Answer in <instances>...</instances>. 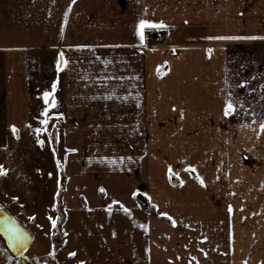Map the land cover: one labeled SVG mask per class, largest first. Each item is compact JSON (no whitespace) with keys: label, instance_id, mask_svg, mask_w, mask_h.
Masks as SVG:
<instances>
[{"label":"crops","instance_id":"0c3cea01","mask_svg":"<svg viewBox=\"0 0 264 264\" xmlns=\"http://www.w3.org/2000/svg\"><path fill=\"white\" fill-rule=\"evenodd\" d=\"M220 36L264 37V0H0V152L57 133L66 198L148 215L150 264H264V39Z\"/></svg>","mask_w":264,"mask_h":264},{"label":"rangeland","instance_id":"374dc122","mask_svg":"<svg viewBox=\"0 0 264 264\" xmlns=\"http://www.w3.org/2000/svg\"><path fill=\"white\" fill-rule=\"evenodd\" d=\"M24 140L21 149L0 152L6 170L0 175V206L32 233L33 243L25 258L16 257L0 235V256L9 264H150V248L143 245V234L149 240L148 215L134 220L130 209L107 210L114 192L103 196L95 181L82 191L80 177L74 176V191L66 198L58 134L42 131ZM5 158L12 168L1 164Z\"/></svg>","mask_w":264,"mask_h":264},{"label":"snow or ice","instance_id":"6c2138e0","mask_svg":"<svg viewBox=\"0 0 264 264\" xmlns=\"http://www.w3.org/2000/svg\"><path fill=\"white\" fill-rule=\"evenodd\" d=\"M75 2V0H73V3ZM157 27H165V25L163 24V22H160L159 24L153 23L152 21H149L147 19H140L139 24L137 26V35L139 36L141 42H144L145 40V29L146 28H157ZM257 38H261L264 39V37H239V36H220V37H210V39H229V40H235V39H257ZM61 63H63L64 65H67L68 61L64 58V54L60 53V59L57 60V69H60V65ZM53 90L56 88V84L54 83L52 85ZM44 98H45V103H48V98L51 95L49 92H45L44 94ZM230 95V94H229ZM52 106H55L56 101L53 98L51 101ZM47 112V109L45 110ZM236 111V105L233 103L232 99L229 98L226 101L225 107H224V115L225 116H229L231 114H233ZM47 121H45L46 123ZM259 129L261 133H264V121H261L259 124ZM12 131L13 133H16L18 130L16 129L15 125L12 126ZM39 131V130H37ZM40 143H43L42 141ZM169 171H171V169H169ZM6 174V170L3 168L2 165H0V175ZM201 183H203V180H201ZM101 191H104V189H101ZM229 211H231V208H229ZM163 215H167L166 213H162ZM55 220H53V226H55ZM173 223H175L173 221ZM10 231L13 233V235L17 238V240L22 239V235L18 232L17 229H10ZM70 256H74L75 253H69ZM81 264H83V262H81Z\"/></svg>","mask_w":264,"mask_h":264},{"label":"water","instance_id":"95a60500","mask_svg":"<svg viewBox=\"0 0 264 264\" xmlns=\"http://www.w3.org/2000/svg\"><path fill=\"white\" fill-rule=\"evenodd\" d=\"M17 229L22 239L17 240L10 229ZM0 235L4 238L8 249L16 257L25 258L26 252L33 243L32 233L0 206Z\"/></svg>","mask_w":264,"mask_h":264},{"label":"built area","instance_id":"2783aa9c","mask_svg":"<svg viewBox=\"0 0 264 264\" xmlns=\"http://www.w3.org/2000/svg\"><path fill=\"white\" fill-rule=\"evenodd\" d=\"M169 43V36L166 31H145L144 45L146 47L152 46H166Z\"/></svg>","mask_w":264,"mask_h":264},{"label":"trees","instance_id":"16d2710c","mask_svg":"<svg viewBox=\"0 0 264 264\" xmlns=\"http://www.w3.org/2000/svg\"><path fill=\"white\" fill-rule=\"evenodd\" d=\"M136 199H137V202H138L139 206L142 209L146 210L150 214L156 215V213H157L156 208L154 206H152L148 201H146L144 198L139 200V196L138 195L136 196ZM114 209L115 210H119L120 208L118 206H114L110 210H114ZM160 218L163 219V220H166L168 222V224H171L170 220H168V219H166L164 217H160Z\"/></svg>","mask_w":264,"mask_h":264}]
</instances>
